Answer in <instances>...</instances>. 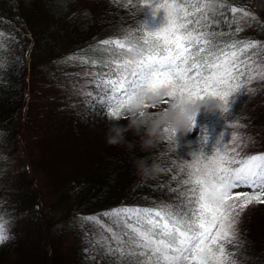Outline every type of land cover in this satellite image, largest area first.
Wrapping results in <instances>:
<instances>
[{
  "label": "trees",
  "instance_id": "trees-1",
  "mask_svg": "<svg viewBox=\"0 0 264 264\" xmlns=\"http://www.w3.org/2000/svg\"><path fill=\"white\" fill-rule=\"evenodd\" d=\"M226 3L243 6L252 13L261 12L260 25L254 24L253 29L236 36L245 41L264 43V10H260L258 2L226 0ZM160 13L157 16L164 18L163 10ZM151 17V10L145 8L144 0H0V31L13 37L0 53V199L7 204L0 207V214L15 237L11 243L0 246V251L5 246H14L17 252L28 248L21 253L18 264H82L90 251L101 264H113L114 258L101 254L95 245H90V237L99 232L98 225L87 220L79 229L77 219L103 217L105 212L124 206L176 202L177 194L164 182L168 181V176L161 172L155 179L143 181L136 174L133 160L142 157L150 163L161 164L164 161L155 158L166 155L168 159L177 156L184 161L181 152L186 153L192 148L179 145L176 152L164 140L144 149L143 129L127 133L131 147L128 144L110 146L105 140L108 130L97 134L88 129L83 120L89 104L95 100L82 94V89L93 86L85 84L88 79L86 66L79 58L100 41L125 35L128 31H141L143 24L149 31L159 30L151 27ZM152 21L159 27L163 24L160 19ZM230 32L231 29L225 33L226 38ZM26 89L30 90V98L25 113ZM259 98L264 99V94L250 102L242 100L237 110L246 114L249 129L259 127L263 131L264 115L257 104L264 106V102ZM148 110L159 112L156 108ZM203 114L206 113L198 116L188 138L193 139V149L203 147V151H213L219 139L213 130H206L207 143H213L212 146L201 144L202 130L209 126V123L203 125L200 118ZM28 124L44 133L39 141L43 159H36L33 153L29 155L27 148L25 155L18 153L20 146L25 144L22 133ZM53 130L55 137H46ZM185 140L180 138L177 142ZM12 152L18 153V157L24 155L31 166L34 160L36 179L46 182L47 188L54 193L49 195L58 196L59 200L53 199L50 205L61 219H54L55 215L51 213L35 216L29 202L33 185L30 187L29 183L21 187L29 192L23 200L16 198L12 205L5 200L12 191L6 184H1L3 179L7 183L8 177L3 171L9 167L4 158ZM256 205L260 227L255 229V234L254 231L249 235L241 231L247 235L250 244L255 242L256 251L264 254V204ZM64 215L73 218L75 225L67 222L64 234L57 238L53 231L68 220ZM28 219L34 221L26 229V237L21 239L24 230L14 223ZM72 233H79L78 244L71 251L68 247L65 250L64 241Z\"/></svg>",
  "mask_w": 264,
  "mask_h": 264
},
{
  "label": "snow or ice",
  "instance_id": "snow-or-ice-1",
  "mask_svg": "<svg viewBox=\"0 0 264 264\" xmlns=\"http://www.w3.org/2000/svg\"><path fill=\"white\" fill-rule=\"evenodd\" d=\"M144 5L155 16L163 10L166 26L149 31L143 24L141 31L100 41L79 58L86 66L85 84L93 86L82 94L113 119L126 116L125 105L147 85L168 89L161 109L175 110L214 98L234 103L251 81L264 77V43L236 36L241 21L248 23L252 15L245 7L218 0L209 14L204 0H144ZM12 39L0 31V53ZM132 46L144 52L134 69L127 59ZM159 114L151 112L152 119ZM200 140L207 143L206 130ZM242 145V137L230 133L224 142L221 133L210 156L201 147L190 161L156 157L164 161L158 165L176 202L124 206L86 218L99 228L90 245L114 258L113 264H239L234 243L239 217L250 205L264 204V153L247 154ZM241 188L248 191H237ZM9 235L0 214V242Z\"/></svg>",
  "mask_w": 264,
  "mask_h": 264
},
{
  "label": "rangeland",
  "instance_id": "rangeland-1",
  "mask_svg": "<svg viewBox=\"0 0 264 264\" xmlns=\"http://www.w3.org/2000/svg\"><path fill=\"white\" fill-rule=\"evenodd\" d=\"M258 2V6L260 7V10H264V0H256ZM263 1V2H262ZM252 15L249 18V22L244 24L243 21H241L242 30L238 31L236 34L239 35L245 30H251L253 29V25H260L261 23V12L257 11L252 13L249 11ZM161 15V13L159 12ZM160 19L162 20L163 24L161 22H157L159 25H154L152 20ZM152 22V28L160 29L164 25L166 26V19L162 16H155L151 17ZM31 65V64H30ZM28 88V86H27ZM26 95H25V107L24 111L25 113L27 110V104L30 98V90L26 89ZM264 94V77L257 78L253 81H251L243 90L242 93L237 94L235 97V102L232 104V108L230 110V114H225L224 116H221L219 113L215 114H203L200 118L203 120V125H206V123H209V126L205 128V130H213V132L217 135V137H220L221 133H224V142H227L230 139V133L232 135H238L239 137L243 138V151L247 154H261L264 153V137H263V131L259 129V127H256V129H249L247 127V116L244 114L243 110H237V106L243 101L250 102L254 97L258 95V97H263ZM260 102H264V99L259 98ZM259 111L264 115V106L257 104ZM264 118V116H263ZM30 119V116H29ZM28 117L27 120L29 121ZM41 121H44V119H40ZM84 123L86 124L87 128L91 131L101 134L103 131H107L108 128L111 126V124L118 122L121 125H127L129 122L128 115L116 120L113 119L108 115V110L106 108H102L98 103L93 101L91 104H89V107L86 111V116L83 119ZM264 123V119H263ZM262 131V132H261ZM104 133V132H103ZM192 133V132H191ZM191 133L185 135V136H178L177 139L180 138H186L183 142H177V146H181L183 148H188L186 145L192 144L193 139L192 137L188 138V136L191 135ZM25 134L23 140H25L24 146H20V152L25 155L26 148L27 153L31 155L32 153L36 156V159H43V155L41 153V145L39 144V141L41 140V137L44 133L40 130H36V126L33 124H28L27 127L24 129L22 135ZM54 130L49 132L46 137H55ZM196 138H198V135H194ZM231 143V141H229ZM213 143H206L205 146H212ZM191 150H189L186 153H182L184 157V161H190L192 158L193 153H199L200 150L193 149L191 145ZM209 149V148H208ZM212 149H209L208 151H204L205 155H212ZM18 153L12 152V154L8 157L4 158V161L9 164L8 168L3 169L5 173H7V183L4 182V179L2 181V185H7V188L10 189L12 192H9L6 195V201L9 202L11 205L14 203V200L16 198H21L22 200L25 198V196H28V191L25 189L22 190L21 187H26V184L29 183V186L31 187L33 185V189H30V197L29 202L30 205H33L34 207V214L35 216H43L44 213H51L55 216H53L54 219H61L56 213L53 212L52 206L50 205V202L54 199V201H58V196L55 197L53 195H49V193H53L51 189L47 188L46 182L43 180L40 182L36 179V176L34 174V160L32 161V166L30 161L27 158H24V155L18 157ZM8 158V159H7ZM3 165H1L2 167ZM29 173H26V172ZM16 188L19 189V191H16ZM237 191H248V189H238ZM27 192V193H26ZM54 194V193H53ZM28 201V200H27ZM5 204H7L0 199V207ZM263 205V204H259ZM258 206L256 204L250 205L239 217V223L237 225V240L234 242L237 247L240 249L237 253V258L239 261V264H264V254L258 253L257 247L255 246V242L251 241V244L247 240V235L251 234L254 231V234L256 232V228H259L260 226L257 224L258 222V214H257ZM64 219H68L65 215L63 216ZM74 217V216H73ZM86 218H79L76 220V226H79L78 228L81 229L83 227V224L87 221ZM33 219L28 220H22L19 222L14 223L15 225L19 226V229L24 230V235L21 239L26 237L25 231L28 230L31 226ZM67 222L71 223L72 225H75V222L73 221V218H69L65 224H60L57 228L54 229L53 235L57 238L61 237L62 234H64L65 229L67 228ZM241 230H244L247 232V235L245 233H242ZM79 237V233L77 234H71L67 236V238L64 241V247L70 248L71 251L76 245L78 244L77 240ZM100 237L103 238V234L100 233ZM28 251V248L22 249L21 251H16V248L14 246L7 247L5 246L3 250L0 251V264H14L16 261L17 264L19 263V260L21 258V253H25ZM86 251L88 249L86 248ZM259 251V250H258ZM14 254L12 255V253ZM99 258L92 253L91 251L88 254V257L83 260L82 264H101L99 262Z\"/></svg>",
  "mask_w": 264,
  "mask_h": 264
},
{
  "label": "clouds",
  "instance_id": "clouds-1",
  "mask_svg": "<svg viewBox=\"0 0 264 264\" xmlns=\"http://www.w3.org/2000/svg\"><path fill=\"white\" fill-rule=\"evenodd\" d=\"M204 3L207 12L214 14L218 0H204ZM152 16L155 17L153 14ZM127 59L134 69L143 61L144 52L139 46H132L127 52ZM167 95L168 89L161 88L158 84L147 85L142 88L136 97L125 105L129 119L128 124L121 125L118 122L111 124L105 135L106 143L110 146L128 144L131 147L127 141V133L143 129L142 147L144 149L154 147L167 140L172 150L177 152V137L191 133L193 125H196L197 118L202 112L206 114L219 113L224 116L231 110L233 104L214 98L206 102H188L175 110L172 108L164 110L160 106ZM150 108L159 109L160 114L156 119H152L151 112L148 110ZM163 129H168L169 134H165ZM171 133L175 135L173 136ZM186 147L190 149L191 144L186 145ZM133 165L136 174L143 181L155 179L162 172L157 163H150L142 157L134 159ZM14 239L13 235H9L0 242V246L11 243Z\"/></svg>",
  "mask_w": 264,
  "mask_h": 264
}]
</instances>
